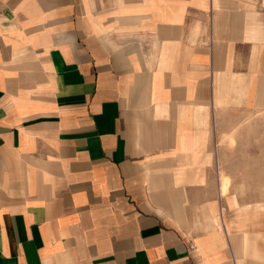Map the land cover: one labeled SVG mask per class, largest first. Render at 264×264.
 Here are the masks:
<instances>
[{"label": "crops", "instance_id": "1", "mask_svg": "<svg viewBox=\"0 0 264 264\" xmlns=\"http://www.w3.org/2000/svg\"><path fill=\"white\" fill-rule=\"evenodd\" d=\"M259 112L264 0H0V264H264L217 223Z\"/></svg>", "mask_w": 264, "mask_h": 264}, {"label": "rangeland", "instance_id": "2", "mask_svg": "<svg viewBox=\"0 0 264 264\" xmlns=\"http://www.w3.org/2000/svg\"><path fill=\"white\" fill-rule=\"evenodd\" d=\"M227 142L232 146L226 167L230 196L217 223L226 225L228 238V234L264 235V112L245 118ZM261 246L264 248V242Z\"/></svg>", "mask_w": 264, "mask_h": 264}]
</instances>
